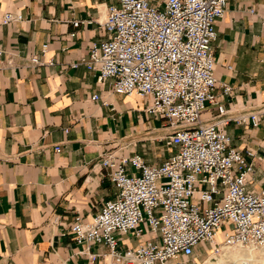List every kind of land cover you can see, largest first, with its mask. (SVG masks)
<instances>
[{"label": "crops", "instance_id": "crops-1", "mask_svg": "<svg viewBox=\"0 0 264 264\" xmlns=\"http://www.w3.org/2000/svg\"><path fill=\"white\" fill-rule=\"evenodd\" d=\"M114 2L0 0V264H114L105 245L78 244L69 232L76 214L90 218L116 193L101 156L159 165L169 154L162 122L143 111L147 98L114 93L81 61L104 38L99 26ZM9 11L22 18L3 24ZM76 19L88 23L74 28ZM215 28V77L232 87L229 96L217 90V101L233 111L264 107V0L230 1ZM225 131L252 165L249 187L264 188V117L257 127L231 120ZM118 238L121 248L139 242Z\"/></svg>", "mask_w": 264, "mask_h": 264}, {"label": "built area", "instance_id": "built-area-1", "mask_svg": "<svg viewBox=\"0 0 264 264\" xmlns=\"http://www.w3.org/2000/svg\"><path fill=\"white\" fill-rule=\"evenodd\" d=\"M230 1L116 0L99 26L104 38L81 60L114 93L147 98L143 111L162 118L166 132L159 140L169 149L159 165L137 154H102L100 164L116 193L90 218L76 214L69 232L78 244L105 245L111 263L183 264L200 243L214 255L223 247L264 246V188L249 187L252 165L230 146L225 131L231 120L257 127L264 107L233 111L216 95L232 91L216 79L213 55L215 24ZM21 18L9 11L1 21ZM71 23L77 28L88 21ZM46 49L44 44L41 54ZM30 61L39 64V54ZM209 105L214 111L204 119ZM130 233L139 242L121 248L118 236ZM144 233L151 236L142 241Z\"/></svg>", "mask_w": 264, "mask_h": 264}, {"label": "bare ground", "instance_id": "bare-ground-1", "mask_svg": "<svg viewBox=\"0 0 264 264\" xmlns=\"http://www.w3.org/2000/svg\"><path fill=\"white\" fill-rule=\"evenodd\" d=\"M222 235L221 232H217L216 234V240H220V236ZM242 247V246H241ZM248 246H246L247 248ZM238 246L235 247H223V251H225L226 254H224L225 258H231L234 264H264V249L263 251H260L258 253L255 252L257 249H260L258 247L249 246L248 250L239 251ZM261 248H264L262 246ZM222 252L219 254L221 255ZM263 252V253H262ZM209 255H212L210 258L209 263L212 261L213 258H217L218 264H226V261L221 259L220 256H216L212 254L211 252L208 253ZM260 255V257L257 256Z\"/></svg>", "mask_w": 264, "mask_h": 264}, {"label": "rangeland", "instance_id": "rangeland-1", "mask_svg": "<svg viewBox=\"0 0 264 264\" xmlns=\"http://www.w3.org/2000/svg\"><path fill=\"white\" fill-rule=\"evenodd\" d=\"M206 115H208V113H206V112L202 113V117L206 116ZM162 121H163L162 118H158L157 119V123L158 124H160ZM220 237L222 238V235ZM258 248H260V249H257V251L255 250L256 253H258L260 251H263V249H264V248H261V247H258ZM198 249H199V251L195 252L192 257L183 260L182 261L183 264H218L217 258H213L212 261L209 263L210 258H211L212 255L208 254L210 251L208 250V248L206 247L205 244L200 243ZM237 249L239 251L240 250L243 251L244 249L248 250L249 246L247 248L246 247H238ZM224 254H226L225 251H223L221 255H216V256H220L221 259L226 261V264H234L232 259L231 258H225ZM257 256L260 257V255H258V254H257ZM176 264H179V263L177 262ZM180 264H182V263H180Z\"/></svg>", "mask_w": 264, "mask_h": 264}]
</instances>
